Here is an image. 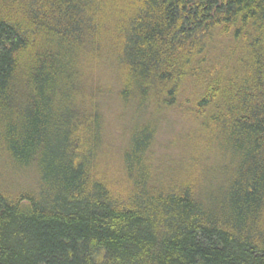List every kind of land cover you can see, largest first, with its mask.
<instances>
[{
    "label": "trees",
    "instance_id": "obj_1",
    "mask_svg": "<svg viewBox=\"0 0 264 264\" xmlns=\"http://www.w3.org/2000/svg\"><path fill=\"white\" fill-rule=\"evenodd\" d=\"M0 264H264V0H0Z\"/></svg>",
    "mask_w": 264,
    "mask_h": 264
},
{
    "label": "rangeland",
    "instance_id": "obj_2",
    "mask_svg": "<svg viewBox=\"0 0 264 264\" xmlns=\"http://www.w3.org/2000/svg\"><path fill=\"white\" fill-rule=\"evenodd\" d=\"M164 141H166V139L164 140ZM165 144L163 143V150H164V148H165ZM23 180V179H22ZM24 182H25V180H23ZM22 181L21 180H19V179H17V184H20ZM26 183V182H25ZM22 184H23V182H22ZM27 184V183H26Z\"/></svg>",
    "mask_w": 264,
    "mask_h": 264
}]
</instances>
